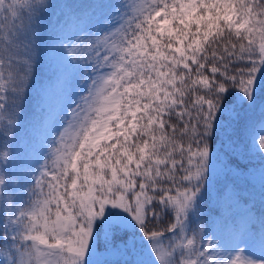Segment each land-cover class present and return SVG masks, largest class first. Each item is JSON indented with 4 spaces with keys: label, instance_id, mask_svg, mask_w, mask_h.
<instances>
[{
    "label": "snow or ice",
    "instance_id": "snow-or-ice-1",
    "mask_svg": "<svg viewBox=\"0 0 264 264\" xmlns=\"http://www.w3.org/2000/svg\"><path fill=\"white\" fill-rule=\"evenodd\" d=\"M0 264H264V0H0Z\"/></svg>",
    "mask_w": 264,
    "mask_h": 264
},
{
    "label": "trees",
    "instance_id": "trees-1",
    "mask_svg": "<svg viewBox=\"0 0 264 264\" xmlns=\"http://www.w3.org/2000/svg\"><path fill=\"white\" fill-rule=\"evenodd\" d=\"M54 5L58 3V0H53ZM69 74L73 75V83L75 82L74 70L69 68ZM52 76V73L47 70L45 67V72L41 79L44 81L45 85L48 86L47 94L43 95L41 98L37 96L36 92H33L32 105L38 106L39 109H47L53 112L59 110L62 105V93L61 89L55 84L54 81H50L49 78ZM32 108H29V114H31Z\"/></svg>",
    "mask_w": 264,
    "mask_h": 264
}]
</instances>
